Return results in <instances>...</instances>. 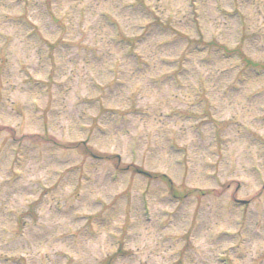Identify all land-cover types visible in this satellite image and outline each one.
<instances>
[{
	"label": "rangeland",
	"instance_id": "rangeland-1",
	"mask_svg": "<svg viewBox=\"0 0 264 264\" xmlns=\"http://www.w3.org/2000/svg\"><path fill=\"white\" fill-rule=\"evenodd\" d=\"M259 65L264 0H0V264H264Z\"/></svg>",
	"mask_w": 264,
	"mask_h": 264
},
{
	"label": "trees",
	"instance_id": "trees-1",
	"mask_svg": "<svg viewBox=\"0 0 264 264\" xmlns=\"http://www.w3.org/2000/svg\"><path fill=\"white\" fill-rule=\"evenodd\" d=\"M250 63V62H249Z\"/></svg>",
	"mask_w": 264,
	"mask_h": 264
}]
</instances>
